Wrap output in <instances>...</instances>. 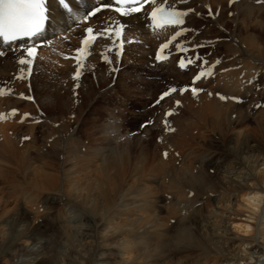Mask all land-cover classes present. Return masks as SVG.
Listing matches in <instances>:
<instances>
[{
	"label": "bare ground",
	"instance_id": "1",
	"mask_svg": "<svg viewBox=\"0 0 264 264\" xmlns=\"http://www.w3.org/2000/svg\"><path fill=\"white\" fill-rule=\"evenodd\" d=\"M227 1H230L234 9L242 16L251 17L252 15V17L255 16L256 21L259 20L260 23L264 21V0H154L138 13L125 9L122 14H117L106 9L99 11L92 17L88 16V12L103 2L97 4L95 0H47L48 23L37 40L42 41L43 45L38 46L36 53L32 56L26 55L19 45L8 46L7 48L0 47V78L2 82L7 80L6 77L10 78L14 71L16 77L18 75L17 71L23 70L20 61L28 65L32 63L33 59L42 56H45L43 65H47L49 69L52 68L51 70L54 68L55 73L60 75L61 78L68 77L69 74H77L79 79L74 80V85H81L80 81L89 77L91 73L101 78L92 82L89 91L85 93L86 96L80 99L79 96L83 94V90L80 86L79 89L75 90L71 78L68 83L71 89L66 86L64 92L62 88L54 85V83H51L52 85L49 87H46L48 86L47 82L39 83L43 88L45 87L44 91L43 88L40 91L45 93L42 95L41 100L47 105L56 106L58 100H65L67 96H70L71 99L67 104L64 101V106L60 108V113L55 116L56 119L53 121V124L56 123L58 128L52 126L54 128H51L50 133L52 137L57 138V145L55 146L54 139V145L49 143L48 146L51 148L55 146L56 151L54 153L56 154H53L56 155V158L57 155H60L59 159L62 160V163L61 160L59 162L61 164H67L68 160L69 162L72 161L71 158L77 152L80 155L83 153V159L75 160L76 162L66 169V172H68L67 181L69 180L67 191L70 190L69 193L72 198L68 195H61L57 184L59 180L56 179L58 174L52 173L55 171L56 166L53 168L52 174H47L52 178L54 177L57 183L52 178L54 181L47 179L48 175L46 174L45 182L49 180L46 184L43 182L42 175L37 172L38 170L29 161V146L28 149L27 147L24 148L26 143H22L19 148H16L18 154L15 155V147L11 145L14 141L13 133L15 130H20L21 126L28 131L34 128H43L47 125L46 120H51L50 115L45 116L43 114L44 119H39L30 125L21 123V120L31 118L30 114H26L23 118L20 117V111L15 108L16 100L26 99L24 94L19 91L14 96L10 94V90L4 91L5 87L3 89L1 85L0 138L5 142L0 141V175L5 172L4 164L9 163L10 165L11 161L15 160V156L19 162L16 163L20 173L18 172L19 175H15V173L12 176L8 175L9 178L7 179L4 176L5 180L0 181V203L1 199L3 204L8 203L9 199H13V201L21 200L26 204H31L34 210L37 207L47 209L44 207L46 204L48 208L55 207L56 221L52 220L50 224L44 223L48 220L47 216L49 214L45 210L42 214H39V223L33 226L28 221L31 216L35 218L33 214H27L21 210L15 211L13 208H8L9 203L8 206L4 204L0 212V264H244L245 262L264 264V172H255L258 166L264 165L263 151L253 141L254 138L252 139L246 134L244 136L240 135L241 132L238 129L235 135L227 136L226 141L218 140L219 134L216 131L219 128L221 132L222 128L219 125L222 123L220 122H223L224 125H230L232 110L228 108L227 112L225 111L228 119H218V117L224 107L231 106L235 109V106H237V102H234L231 96L247 97L253 95L256 81L259 78L264 81V74L259 73L262 69L260 65L264 64L261 62L263 60H259V58L264 59V43L262 41L255 44L254 40L252 41V33L249 36V31L253 29H238L239 31L235 32L237 38H235V34L231 35L234 37L227 42L225 48H228L226 49L228 54H233L234 60H227L229 64L226 65L221 62L222 67L211 68L213 70H210L209 76H204L197 82V86L205 88V91L198 95V98H201V101L203 99L205 102V107H203L205 109L203 110L208 108L209 113L215 114L213 117L217 116L214 125L216 126L215 132L218 135L213 131L214 136L211 144L214 150L199 159V166L192 167L188 162L190 165L184 166L180 175L174 173L170 175L171 177L168 178L169 183L165 182L170 190L169 198L163 197L160 193L158 190L159 182L153 174V176L146 179L142 176V167L148 162V156L145 153H141V156H137V159L133 157L139 163L134 164L133 173H130L129 180L124 179L126 186L123 187L122 182H119V172H122L126 167L129 169L128 162L131 161L128 153L130 150L127 152L125 139H123V142L120 140L124 138L125 130L128 129L130 123L127 121L126 116H116L113 112H109L113 120L107 121L106 130L111 135H108L110 139H108V136L107 139L103 137L108 144L94 145L93 138L83 141L82 135L86 134V132L82 134L84 121H82L79 129L74 131L72 128L78 118L77 112L82 104L92 97L91 94L95 92L98 86L100 87L102 84L109 82V80L107 81L108 71L106 69L108 65L113 67L118 79L116 83L121 81L128 70L129 76L132 78L128 80L141 86L144 93H151V91L153 93V88L159 86L158 80L162 78V75L168 77V75H164L166 72H171L176 74V78H181L178 79L180 81L178 83H185L186 73L181 72L180 68L173 65L167 66L165 64L167 60L163 61L166 68L164 69L165 72L164 70H161L162 72L156 71V67L163 63L157 62V56H154L153 59L151 44L166 45L171 51L168 62L171 59L174 61L176 51L183 48L181 45L189 41L195 42V37H203L202 30L199 27L203 23L199 22L200 19L193 12L199 7L208 6L211 3L219 5L227 4ZM158 6L181 11L184 23L172 26L153 25L148 14L152 8ZM225 17V13L221 11L216 17V24L226 22ZM189 21L194 24L193 28H196L194 30L196 35L195 37L194 35L190 36L191 38L186 33L181 32L186 24V26L189 25ZM85 26L93 27L92 35L94 39L85 49H81L80 41ZM226 28H229L227 23ZM105 29H108L109 33L106 34ZM210 30H214L213 25L210 26ZM219 35H222V33L220 32ZM63 39H68V42ZM250 42L254 45L252 46ZM61 44H65L64 51L58 48ZM50 54L56 57L55 66L58 60L61 61L59 67L49 64L46 57ZM77 54L82 56L79 62L75 60ZM70 55L72 57H68ZM178 58L179 56L177 60ZM106 59L110 62H104ZM87 61L91 62L90 67H85L86 69L84 68L79 73L77 68ZM93 61L95 64L97 61L102 63L96 66ZM26 64H24L25 67H28ZM72 64L75 65L74 68ZM142 64H145V68H142ZM148 65L152 68H149ZM138 71L142 74L140 73L138 81H134L133 74L138 73ZM35 73H38V71H35ZM255 74L258 76L257 78L254 77ZM22 78L23 76L19 77V80L21 81ZM85 82L83 83L85 84ZM249 82L250 84H248ZM88 84L91 83L88 81ZM262 85L264 86V83ZM111 89L109 88L104 92L110 94L112 93ZM207 90H210V92H207ZM221 95H225V98L222 99ZM56 98L57 100L53 101ZM30 103H27V108H32L33 101ZM13 108L16 110H12ZM56 109L58 110V108ZM70 109H72V112H70ZM63 111H69L70 114L67 116V113L64 116ZM145 111L139 112L138 116L142 118L146 114L151 115V109L148 111L150 114ZM118 118L120 121H117ZM235 127L241 128L242 123L235 124ZM87 135L92 136L89 132H87ZM112 140L116 142L113 143L114 145L110 142ZM9 148H13L14 152H11ZM70 152L73 155L69 157ZM140 152L144 151L140 150ZM152 153L154 154V152ZM38 155L42 156L41 153H38ZM41 158L43 159V157ZM40 164L39 167L42 173L44 165ZM182 164H184V160ZM158 165L156 166L159 167ZM50 166H52L51 163ZM19 180H26L23 183L37 185L36 189L38 191L34 193L28 192V190L20 193L19 191H24V188ZM87 181L88 183H86ZM84 185H86L85 188ZM79 186L82 187L81 191H79ZM49 191L54 193H47ZM41 192H46V195L42 196L43 193ZM96 192L98 194H95ZM236 194L247 195L245 203L247 202V206H251V211L253 207V213L251 214H258V216L249 214L248 217L258 223L253 225L247 223L245 225L247 230L251 226L255 228V225H257L256 237L253 236L250 239L238 241L239 239L235 240L234 237L227 234V217L223 208H230L226 203ZM166 199H169V201H165ZM242 201L244 200L242 199ZM254 207L259 209L260 213L254 210ZM222 210L224 211L221 212ZM37 213L35 215H38ZM118 219L121 220L118 221ZM96 236L99 237L98 241L95 239ZM23 237L26 240L21 243L20 240ZM53 237L61 238L59 249L65 246L68 249L67 251L70 250L69 253L64 250L66 252L64 254H61L60 250L57 252V254L60 253L63 256H59L62 260L58 258L54 260L52 257L46 258L44 253H41L42 249L40 248L44 243L43 240H47L45 244L47 246ZM75 241H78L79 248H72V242ZM83 244H88L92 248L91 251L89 250L90 253L84 263L80 261V253L82 248H85L82 246ZM45 246L43 245V247ZM12 253L23 258L19 261L16 259L14 263H11L9 259ZM68 256H70V263L65 258H68Z\"/></svg>",
	"mask_w": 264,
	"mask_h": 264
},
{
	"label": "rangeland",
	"instance_id": "2",
	"mask_svg": "<svg viewBox=\"0 0 264 264\" xmlns=\"http://www.w3.org/2000/svg\"><path fill=\"white\" fill-rule=\"evenodd\" d=\"M226 3L227 4L224 3V4H219V5L216 3H211L208 6L199 7L198 9H196L193 12L194 15L200 19L199 22L203 23V25H204V27H203V25H200L199 27H200V30H202L201 34L203 35V37H206V38L201 39L202 38L201 37V38H199L200 41L198 42V44L205 45L204 48H208L207 50H204L206 52V53H204V59L213 60L217 64H221V62L223 63L225 60L231 61L234 58L233 54H228L226 52V49H228V48H225V47H227V44H228L227 42L229 40L231 41L232 40L231 38L234 37L231 35L235 34V38H237V35L235 32H237L239 30L253 29V30L249 31V36H250V33H252V35H251L252 41L254 40L253 42L255 44H256V42L261 43L262 41L264 43V21L263 22L261 21V23H260L259 20L256 21L255 16H253L254 17V19H253L252 15H251V17L250 16H242V14H240L238 11H236V9H234L233 4L230 1H227ZM221 11H222V13L223 12L225 13L226 22H223L222 24H219V23L216 24V17L220 14ZM243 17H244V19H243ZM258 18H260V17H258ZM245 19H247V20H245ZM226 23L228 24L229 28H226ZM246 23H248V24H246ZM191 25H192V29H194L193 28L194 24L192 22H190L188 26L191 27ZM211 25H213L214 30H210ZM251 25H253V26H251ZM192 29L190 31H181V32H184L186 34L188 33L187 34L188 37H190V36L192 37L193 35L195 37V35H196L195 31H193ZM220 32L222 33V35H219ZM188 37H187V39H188ZM63 40L65 42H68L67 41L68 39H63ZM218 40H220V41H218ZM190 42L197 43L196 41L195 42L189 41L187 43H190ZM250 43L252 44V42H250ZM131 44H133V43H131ZM64 45L65 44H61L60 46H58L59 50L64 51V49H63ZM183 45H181V46H183ZM185 45H186V46H184L185 49L192 48V46H193L191 44H185ZM253 45L254 44H252V46ZM136 46H140V45H136ZM194 48L192 50H194ZM151 50L154 52L153 46H152ZM166 50H168V49L166 48ZM253 50L255 51V49H253ZM153 52H152V54H153ZM180 54L186 55L185 51L181 52ZM48 57H46V58H47V61L49 62V64L51 63V65H54V61L56 60L55 59L56 57L51 55V54L48 55ZM43 60H45V56L33 59L32 63L28 64V65L25 62L20 61L21 67L23 68V70L17 71L18 75H16V77H15V71H14L12 73V75L10 76V78L6 77L7 80L2 82L1 78H0V87H1V85H2L3 89L5 87L4 91L10 90V94H13L14 96H16L17 92H19V91L22 92V94H24L26 99H21L20 101L16 100L17 103L15 104V108L20 111V117L23 118L27 113L31 115V118H29V119H33L34 116H36L39 119H44L43 114L45 116L50 115V117H51L50 121L46 120L47 125L44 126L43 128H34V129L28 131L25 129V127L21 126L20 130H17V131L15 130V132L13 133L14 141H12L11 145H13V147H15V155L17 153L16 148H19V146L22 143H26L24 145V148L27 147V149H28V146H29V154H28L29 161L31 162L32 166H34L38 170L37 172H39V174L42 175V177L44 178L43 182L46 184L49 180L47 182H45V180H46L45 175L47 173L48 174L51 173L53 171V168L56 166L55 167L56 169L54 168L55 171L52 173H54L55 175H57V174L59 175V176L58 175L56 176L57 181L59 180L58 183L54 177L52 178L48 174H47L48 175L47 179L52 178L56 181V183L58 184V186L60 188L61 195L64 194L66 196L68 195V197H71L72 195L69 193L70 190L67 191L69 180L67 181L66 176H67L68 172H66L67 171L66 169L70 168L72 163L76 162L75 160L83 159V153L80 155V153L77 152V154L71 158L72 161L69 162V160H68L69 163L67 162V164L66 163L61 164L62 160L59 159L60 155H57V158H56V155H54V154H56V153H54V151H56L55 146L57 145V140H56L57 138L55 139L54 137H52L51 133H50L51 128H54V127L58 128L56 126V123L53 124V121L56 119L55 116H58V114L60 113V111H59L60 108H62L64 106L63 105L64 101L67 104L68 102H70L69 100H71V99H70V96L69 97L67 96L66 97L67 100H66V98H65V100L63 99L61 101L58 100V102H56L57 103L56 106H51L49 104L47 105L46 103L42 102V100H41L42 95H44L45 93H42V91H40V89L42 90L43 87L39 83H41V82L46 83L47 82L48 86H46V87H49L54 83V85H57L60 88H62L63 92H64L65 91L64 88L66 86H69L68 83H69V79L71 78L72 79L71 83H72L73 88L75 90H77V89H79V86H80L81 89L83 90V94L79 96V99H80L81 97L86 96L85 93H87V91H89L90 87L92 86V82L98 81V79H101V78L96 77L95 75H93L91 73V75L89 77L80 81L81 85L80 84L74 85V83H73L74 80L76 78L79 79V76H77V74H69L68 77L66 76V77L61 78L60 75L55 73L54 68H53V70H51L52 68L49 69V67L47 65L44 66ZM259 60H263L261 62L264 63V59L259 58ZM57 62H58L57 65L56 66L54 65L55 67H59L61 64L60 60H58ZM97 62H99V61H97ZM97 62L95 64L96 66H97V64L102 63V62H99V63H97ZM129 62H131V61L129 60ZM24 64H26V66H28V67H25ZM105 64H107V63H105ZM88 65H91V64L88 63ZM88 65H86L85 67L88 68ZM74 66L75 65L72 64L73 68H74ZM80 66L77 68L79 73H81L82 70L85 68V67H83L81 69ZM141 66H142V68H145V64H142ZM110 67L111 66H109V65H108V67H106V69L108 71L107 72V81L109 80V82L107 84H102L100 87L98 86V88L95 90V92L91 94L92 97L88 98V96H87L86 99L88 98V100L83 104L81 103L82 106L80 107L79 111L77 112L78 118L76 121L74 120L75 122H74V125L72 128L74 131L76 129H79L81 127L82 121H84V123H83L84 127H82V134H85V132H86V134L82 135L84 138L82 140L87 141L88 138H93L92 140L94 142V145H96V144L100 145L102 143L103 144L106 143V141H107L106 139L109 137L108 135H111L109 133V131L106 130V124L113 120V119H111L109 112H113L116 116H126L127 121H129L130 123H129L128 129L125 130L126 134L124 133V138H122L120 140H121V142H123V139H125V144L127 143V145H126L128 148L127 152L130 150L128 153L130 155L129 160H131L130 161L131 163L128 162L129 163V166H128L129 169H127V167H126L122 172H119V177H120V178L118 177L119 182H122L123 187L126 186V181L129 180V176H130V173L132 172V168H133L134 164L139 163L138 161H135V158L137 159L139 156H141V153H143V154L145 153L148 156L147 157L148 162H146L147 165L144 164V166L142 167V172H141L142 176L146 179V178H150V176L154 175L156 180L159 182L158 190L163 195V197L169 198L170 190L168 188V184H166L165 182L169 183L168 178L171 177L170 175L173 173L180 175V173L182 172V168H184V166H187L189 163L192 165V167L199 166V163H198L199 159L202 158V156H204L206 153L214 150V147L211 144V142H212L211 140L213 139V136H214V134H212V133H213V131L215 132V130H216V126L214 125V123L216 122L217 116L213 117L215 114L213 115V114L209 113L207 111L208 108H206V110H203V109H205V108H203V107H205L204 106L205 102L203 99L201 101V98H198V95L201 94L202 91L196 93V91L193 90V87H194L193 83L190 81L189 82L185 81L187 83H184V84L178 83V82H180V81H178V79H181V78H176V74H172L171 72H166V74H164V75H168V77L162 75V78L158 80L159 86L157 88H153L154 90L152 89L154 91L153 93H152V91H151V93L150 92L144 93L141 90V86H139L137 83L130 82L128 80V79H132L129 76L128 70H127L126 74L123 75L121 81L119 83H116V80H118V79L116 78L115 72L112 70L113 67H111V68ZM148 67L152 68L149 65H148ZM260 67H262V69L260 70L259 73L262 72V74H264V64H261ZM161 70H164V69H159L156 67V71H161ZM193 70H189L188 71L189 74L191 72H193ZM35 71H38V73H35ZM140 73H141L140 71H138V73H136V74L132 73L134 81H136V80L138 81L139 76L142 74V73L141 74ZM21 76H23V78L20 81L19 77H21ZM188 76H189V79L192 78L191 77L192 74L188 75ZM73 77H75V78L73 79ZM165 77H167V78H165ZM65 78H67L68 80L66 81ZM55 80H56V82H55ZM88 81L91 84H88ZM258 81H259L260 85H262V83H264V81L260 78L258 79ZM83 82H85V84ZM174 83L180 84L181 87L175 88ZM188 83H190V84H188ZM164 85H165V87H164ZM183 85L184 86L188 85V86L183 87ZM256 85H257V81H256V84L254 85V94L247 96V99L244 103H237V106H235V109H234V107L230 106V107H226V108L224 107V109L221 110V113L219 114L221 117L218 115L219 116L218 119H225V118L228 119V116L225 113L227 112L228 108L230 110H232V116H230L231 122H230V125H224L223 122L219 121L220 123H222L221 125H219V126H221L222 129L220 132V129L217 128L216 131L218 132L219 135L216 134V132H215V134L218 135V137H217L218 140L226 141L227 136L229 137V135H231V136L235 135L238 132L237 131V129H238L241 132L240 135L244 136L246 134L249 137H252V139L254 138L253 141H255L260 146L259 148L263 152L261 150L260 151L262 152V155H264V102H263L262 106H259V107L257 106L258 102H260V99H259L260 95L264 94V93H262L264 91V86L260 90H256L255 89ZM70 87L71 86H69V89H71ZM109 88L110 89L112 88L111 89L112 93H110V94L105 93L104 91L108 90ZM44 89H45V87L43 88V91H44ZM164 89L168 90L167 92L164 93L167 95L160 97V93ZM193 91L195 93H191ZM59 93H61V91H59ZM114 93H115V95H114ZM157 94L160 97V99L157 100L158 103L156 101V98H157L156 95ZM177 94H179V95H177ZM113 95H114V97H113ZM183 95H184V97H183ZM0 96H2L1 93H0ZM71 97H74V96H71ZM116 97L118 98V100ZM189 99H190V101H189ZM197 99H198V101H197ZM56 100H57V98L53 99V101H56ZM32 101H33V103H32ZM76 101H75V103H76ZM30 102L32 103V108H30V107L27 108L26 107L27 103H30ZM77 103H78V101H77ZM111 105H113V106H111ZM35 106H36L37 111H34L33 107H35ZM55 107L58 108V110ZM65 107H66V105H65ZM150 109H151L150 113L152 114V119L149 120L148 116H147L148 114H146V113ZM142 110H146L145 111L146 115L141 118V116H138V114H139V112H142ZM38 111H40L41 113H39ZM120 111H121V113H124V114L119 113ZM70 112H72V109H70ZM70 112L65 111L63 113V115L65 114L64 116H66V114L68 113L67 114V116H68L70 114ZM129 112L130 113L133 112V113L130 114ZM225 115H226V117H225ZM160 117H163V120H160ZM39 119H36V120H39ZM24 120H28V119H24ZM118 120L120 121L119 118L117 119V121ZM92 121H94V122H92ZM206 121H207V123H206ZM237 123H242V127L236 128L235 124H237ZM30 124H32V121H31V123H29V125ZM206 124H207V126H206ZM47 126H49V128H47ZM52 126H54V127H52ZM102 127L103 128L105 127L104 130ZM213 127H215V128H213ZM212 129H214V130H212ZM103 131H104V133H103ZM87 132L91 133L92 136L91 137L88 136ZM23 135L26 137H24ZM103 137L104 138L107 137V138L104 139ZM54 139H55L56 144L54 147L52 146L53 148H51L50 146H48V144L49 143L53 144ZM108 139H110V137ZM2 140L3 139L0 138V141H2ZM3 141L5 142V140H3ZM110 142L112 144L116 143L114 140H112ZM106 144H108V143H106ZM9 149H11L10 150L11 152H14L13 148H9ZM139 149L141 151H144V152H140ZM72 152H70L68 154L69 157L71 155H73ZM152 152H154V154ZM38 153L42 154L41 157H43V159L38 155ZM46 154H47V156H45ZM131 154H132V156H131ZM18 156H20V155H18ZM78 156H79V158H78ZM157 156H159L158 159L160 158L161 160L160 159L158 160ZM133 157H135V158L133 159ZM46 158H47V160H46ZM59 160H61V163L59 162ZM179 160H180V162H179ZM183 160H184V164H182ZM155 161H157L156 163H158L159 165L156 163L155 164L158 165L159 167H157L155 164H153ZM176 161H177V163H176ZM16 162L19 163L18 159H16V156H15V160H12L10 165H9V163L4 164L5 172L2 173V175H0V181L5 180V177H6V179L9 178V176H12L13 173H15V175H19L20 171L17 169V163ZM132 162H134V163H132ZM174 162H175V164H174ZM40 163H42L44 165L42 167L43 168L42 173H41V169L39 167L41 165ZM50 163L52 166H50ZM55 163H57V164H55ZM58 163L61 165L59 166ZM57 165H58V167H57ZM145 165H146V167H145ZM8 166H10V167H8ZM57 168H58L59 173H57L58 172ZM61 169H62V171H61ZM256 171L257 172L258 171L264 172V165L258 166L255 169V172ZM43 173H45V174H43ZM64 174H65V176H64ZM167 174H169V176H167ZM15 180L18 181L17 179H15ZM54 180H52V181H54ZM24 181H26V180H24ZM24 181L19 180V183L21 182V186L24 188V191L23 190L19 191L20 193H24L25 191H28V190H29L28 192H34V193L38 191L36 189L38 187L37 185H35V184L33 185L30 183L29 184L23 183ZM123 182H125V183H123ZM16 183H18V182H16ZM86 183H88V181ZM136 183H137V181L135 182V184ZM86 185H84V188ZM79 187H80L79 191H81L82 187L81 186H79ZM56 192H57V190H56ZM41 193H43V192H41ZM45 193L46 192H44L41 195L44 196V195H46ZM47 193L53 194L54 192L49 191ZM95 194H98V193L96 192ZM41 195H40V197H41ZM40 197H38V198H40ZM246 198H247V195L242 196L240 194H236L232 199H230L226 203V204H228V206L230 208L229 209L223 208L226 211L224 213H226V217H227V222H226V228H228L227 234H230V236L234 237L235 240L239 239L238 241H240L242 239H250L253 236L254 237L257 236V230H258L257 225H255V228H254V226H251L250 228H248V230H247V228H245L246 227L245 225H247V223H250L251 225L258 223L254 219L251 220V218H248L250 216L249 214L253 213V207H252V211H251V209H250L251 206L249 207V206H247V202L245 203ZM97 199L99 200L100 197ZM242 199L244 201H242ZM165 201H169V199H166ZM2 202L3 201L1 199L0 212L2 211L1 207L4 206V204H6L7 206L10 204L9 205L10 207L8 206V208H10V209L13 208V209H15V211L21 210L23 212H26L27 214H31V215L33 214V216H35V218H33L31 216L28 219V221L30 222L29 224H31L33 226H35L39 223V221H40V218H39L40 215L39 214H42L43 211H45V210H47L49 212V214L47 216L48 220L45 221L44 223L50 224V223H52V220L56 221V215H55L56 209H55V207L48 208L47 205L45 204L44 207H46L47 209H43L42 207H37L34 210L33 206L31 204H26V203L22 202L21 200H17V201L14 200L13 201V199H9V202H8L9 204L8 203L3 204ZM48 205L51 206L50 204H48ZM259 207H261V205H259ZM227 210H228V212H227ZM254 210H257V212L260 213V210L255 208V207H254ZM223 211L224 210H222L221 212H223ZM35 213H37L38 215H35ZM251 215L252 216L253 215L258 216V214H251ZM50 219H51V221H49ZM119 220H121V219H118V221ZM263 235H264V231H263ZM95 239L98 241L99 237L96 236ZM25 240H26V238L23 237V238H21L20 242L22 243ZM60 240H61V238L53 237L52 241L48 240L49 242H48L47 246H45L47 240H43L44 241L43 245L45 247H43V245H42V247H43L42 248L40 245V247H41L40 249H42L41 253H44L46 258L52 257L54 260L56 258L60 259V257H63L61 254L66 253L64 250L67 251L68 249L65 248V246L62 247L65 249H62V248L59 249V246H61ZM77 242L78 241L72 242V248L74 247V249H75L79 246V245H77ZM82 246H84L85 248H82V252L80 253L81 256L80 255L79 256H80V261L82 263H84L86 260V257L89 255L92 248L89 247L88 244H83ZM59 250H60L61 254L60 253L57 254V252ZM67 252L69 253L70 250ZM32 256H34V255H32ZM22 258H23L22 256H19L15 253L14 254L12 253L9 260L11 263H14V261L16 259H17V261H19ZM65 258H66V261H68V263H70L69 262L70 256H68V258L67 257H65ZM60 260H62V259H60ZM244 264H250V263L245 262Z\"/></svg>",
	"mask_w": 264,
	"mask_h": 264
}]
</instances>
